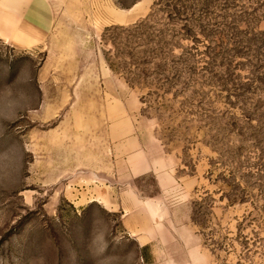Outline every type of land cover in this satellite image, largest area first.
Here are the masks:
<instances>
[{
  "label": "rangeland",
  "instance_id": "rangeland-1",
  "mask_svg": "<svg viewBox=\"0 0 264 264\" xmlns=\"http://www.w3.org/2000/svg\"><path fill=\"white\" fill-rule=\"evenodd\" d=\"M69 3L0 41V264H264V0Z\"/></svg>",
  "mask_w": 264,
  "mask_h": 264
},
{
  "label": "crops",
  "instance_id": "crops-1",
  "mask_svg": "<svg viewBox=\"0 0 264 264\" xmlns=\"http://www.w3.org/2000/svg\"><path fill=\"white\" fill-rule=\"evenodd\" d=\"M73 1L79 0H0V41L14 48H37L55 30L72 32L74 21L80 24L86 16L96 18L77 3L66 5ZM102 1L105 11L112 15L113 0Z\"/></svg>",
  "mask_w": 264,
  "mask_h": 264
}]
</instances>
